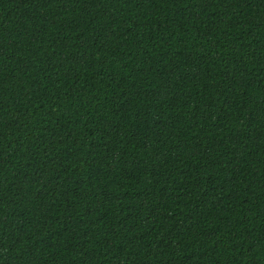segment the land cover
Here are the masks:
<instances>
[{
    "label": "trees",
    "instance_id": "1",
    "mask_svg": "<svg viewBox=\"0 0 264 264\" xmlns=\"http://www.w3.org/2000/svg\"><path fill=\"white\" fill-rule=\"evenodd\" d=\"M0 264H264V0H0Z\"/></svg>",
    "mask_w": 264,
    "mask_h": 264
}]
</instances>
